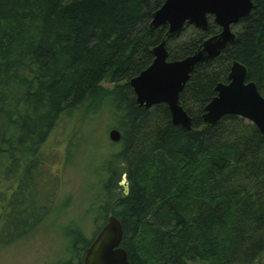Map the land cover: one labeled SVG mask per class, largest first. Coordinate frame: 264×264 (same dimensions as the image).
Listing matches in <instances>:
<instances>
[{
    "label": "trees",
    "instance_id": "trees-1",
    "mask_svg": "<svg viewBox=\"0 0 264 264\" xmlns=\"http://www.w3.org/2000/svg\"><path fill=\"white\" fill-rule=\"evenodd\" d=\"M165 2L0 0V251L36 231L56 207L65 156L52 140L60 124L108 107L122 140L94 199L97 228L90 239L77 223L67 227L75 261L59 264H84L110 215L122 223L131 264H260L264 135L238 116L208 126L204 114L234 61L264 96V0H253L251 15L233 26L236 40L192 73L180 95L190 131L173 123L166 104L139 106L130 85L168 32L150 27ZM209 22L207 31L186 25L169 39V60L221 33ZM125 171L132 191L121 198Z\"/></svg>",
    "mask_w": 264,
    "mask_h": 264
},
{
    "label": "water",
    "instance_id": "water-1",
    "mask_svg": "<svg viewBox=\"0 0 264 264\" xmlns=\"http://www.w3.org/2000/svg\"><path fill=\"white\" fill-rule=\"evenodd\" d=\"M255 8L253 0H166L153 15L150 27L153 30L168 27V32L153 49L150 67L130 81L139 106L150 109L166 104L173 123L190 131L192 119L181 105V93L198 64L216 59L236 40L233 26L249 17ZM209 16L221 33L205 40L194 54L182 60H169L167 41L181 35L186 25L207 31ZM228 79V83L216 87L217 96L206 106L204 122L214 126L226 116H238L256 125L264 135V96L256 83L247 80L246 67L234 61ZM110 139L120 143L122 133L113 129ZM122 240V223L110 215L87 249L84 264H131L121 246Z\"/></svg>",
    "mask_w": 264,
    "mask_h": 264
},
{
    "label": "rangeland",
    "instance_id": "rangeland-1",
    "mask_svg": "<svg viewBox=\"0 0 264 264\" xmlns=\"http://www.w3.org/2000/svg\"><path fill=\"white\" fill-rule=\"evenodd\" d=\"M103 85L112 88L109 80ZM113 129L118 128L108 107L96 115L60 124L52 140L65 156L59 162L63 179L60 198L53 213L36 231L0 251V264H59L74 260L65 229L77 223L88 238L93 237L97 228L93 222L97 209L94 199L106 177L105 161L119 148L110 139ZM258 263L264 264V255Z\"/></svg>",
    "mask_w": 264,
    "mask_h": 264
},
{
    "label": "clouds",
    "instance_id": "clouds-1",
    "mask_svg": "<svg viewBox=\"0 0 264 264\" xmlns=\"http://www.w3.org/2000/svg\"><path fill=\"white\" fill-rule=\"evenodd\" d=\"M119 167L122 169H127L128 167L127 162L121 160L119 162ZM116 190L120 193L121 198H127L128 196L131 195L132 181L128 179V174L126 171L121 174V179L117 183Z\"/></svg>",
    "mask_w": 264,
    "mask_h": 264
},
{
    "label": "flooded vegetation",
    "instance_id": "flooded-vegetation-1",
    "mask_svg": "<svg viewBox=\"0 0 264 264\" xmlns=\"http://www.w3.org/2000/svg\"><path fill=\"white\" fill-rule=\"evenodd\" d=\"M211 16H209V18H210ZM213 18V17H212ZM213 21H214V19H213ZM210 23V22H209ZM215 23V22H214Z\"/></svg>",
    "mask_w": 264,
    "mask_h": 264
}]
</instances>
